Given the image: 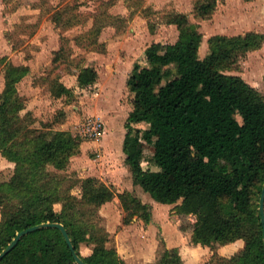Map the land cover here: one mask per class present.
Masks as SVG:
<instances>
[{
	"label": "trees",
	"instance_id": "16d2710c",
	"mask_svg": "<svg viewBox=\"0 0 264 264\" xmlns=\"http://www.w3.org/2000/svg\"><path fill=\"white\" fill-rule=\"evenodd\" d=\"M218 0L198 3L196 13L210 17ZM180 32L175 43H154L146 50L147 64L137 63L127 80L133 110L126 122V164L134 183L153 199L175 204L182 231H192V242L203 246L245 241L230 257L213 255L204 264H264V224L260 204L264 188V96L241 75L226 71L235 57L258 49L264 35L217 34L209 39L210 53L200 57L203 33L186 14L171 20ZM54 52L53 61L61 52ZM27 67L10 66L0 94V153L15 163L12 176L0 181V253L17 234L34 225L60 222L68 230L79 256L87 264H126L110 235L84 220L89 211L115 197L125 213L124 223L138 216L152 221L149 204L132 191L117 193L112 186L88 177L82 198L64 188L60 171L81 150L82 140L71 131L53 132L37 118L23 113L27 104L17 84ZM99 78L93 67L78 74L81 87ZM57 97L72 93L55 85ZM147 124L146 129L134 125ZM149 148L158 170L142 166ZM62 204V210L55 204ZM191 217L194 219L190 221ZM83 243L94 246L83 256ZM0 264H77L58 228H44L24 236ZM157 264H185L177 248L166 247Z\"/></svg>",
	"mask_w": 264,
	"mask_h": 264
},
{
	"label": "rangeland",
	"instance_id": "374dc122",
	"mask_svg": "<svg viewBox=\"0 0 264 264\" xmlns=\"http://www.w3.org/2000/svg\"><path fill=\"white\" fill-rule=\"evenodd\" d=\"M204 1L0 0V94L5 88L10 66L27 67L29 72L17 87L26 104L29 93L37 101L31 105L33 109L26 108L23 113L29 112L36 117L37 126L43 122L52 126L53 132L71 131L81 138L82 143L99 140L103 135L99 138L88 136L87 124L90 119L99 120L105 131L102 118L93 111L99 104L100 77L91 85L81 87L78 74L84 67H93L104 75L111 70L112 64L119 72L121 67L128 71L130 64L145 66L146 50L152 44H169L178 40L180 32L171 21L177 14H186L199 26L203 43L217 34L237 36L257 32L264 35V0H218L213 14L202 19L196 13V6ZM61 48L59 59L54 62V52ZM203 56L204 51L200 48L202 59ZM234 60L226 72L241 75L264 96V41L260 48L242 56L240 54ZM57 82L71 88L72 93L57 97L54 94ZM30 85L34 87L33 90H28ZM109 87L110 106H115L122 84L111 83ZM112 93L114 97H111ZM124 99L128 102L132 99L128 90ZM122 121L119 118L117 125ZM134 126L141 129L148 127L147 124ZM84 152L80 150L77 158L71 159L68 168L60 171L65 180L63 189L74 183L71 192L78 199L82 198L83 181L95 167L92 162L100 158V154L90 148L86 154ZM1 156L0 153V181H7L14 170L9 171L7 161ZM152 157V151L146 148L142 161L144 169H159ZM117 162L125 165L121 158ZM145 194L154 204L157 222L164 223L171 236L172 229L165 220L166 205L153 199L149 193ZM117 206L111 205L103 212L109 218L111 227L119 225L115 236L110 237L108 246L115 247L126 264H157L166 247L177 248L185 264H191L189 253L197 246L192 242L191 230L178 237L177 246L174 244L170 247L158 229L148 232L147 228L143 230L138 226L143 221L138 216L133 218L131 224H125L123 208ZM55 208L61 211L62 204L55 205ZM100 208H94L92 215L89 211L84 220L106 229ZM190 221L194 219L191 217ZM244 247V240L232 245L216 243L207 246L194 264H204L213 255L216 258H230ZM93 248L92 244L83 243L82 255H91Z\"/></svg>",
	"mask_w": 264,
	"mask_h": 264
},
{
	"label": "crops",
	"instance_id": "0c3cea01",
	"mask_svg": "<svg viewBox=\"0 0 264 264\" xmlns=\"http://www.w3.org/2000/svg\"><path fill=\"white\" fill-rule=\"evenodd\" d=\"M201 51H204L203 58H205L210 53L209 40H206V42L204 41V43L202 42ZM133 68H134V65L130 64V66L128 67V71H124V69L122 70V67H121V71L119 72L116 70V68H114V65L112 64L111 70L109 72H107L104 75L99 74L100 89L97 94L99 104L97 105V107L94 108L93 111L94 113H96L98 116L102 118L104 125H105V131H104L103 136L99 140L91 141L89 143H82L81 151L82 153L84 151L88 152V149L90 148L92 149V151H96V153L100 154V158H96L94 160L95 162H92V164H94L95 167L91 170V172H89L90 173V176L88 175L89 177H96V178L101 179L100 181H102L106 185L113 186L114 188H116L117 190L115 189L114 190L117 193H123L125 191H132V192L134 191L137 197H139L144 203L150 205L151 211H152L151 223L146 224L144 221H142L141 224H138V226H140L143 230L147 228L148 232H156V229H158L160 232L163 233L170 247L171 245H174V244L177 246L178 243H176V240L178 239V237L183 235L185 231H182L179 227L180 221L174 211L175 204H164L167 207V211L165 213V220H166L167 226L171 227L172 229V233L170 236L168 235L166 225L164 226V223L157 222L156 216H155L154 204L148 199V197L145 194L146 192L143 190V188L140 185H136L134 183L133 173L130 167L126 164L127 155L124 152V141H125L126 134L128 132V129L126 127V122H127L130 112L134 108V105L132 103V99L131 101L128 102L124 99V97H125V92H127L128 90L127 80ZM111 83H114V85L115 84L118 85L120 83L122 84L121 93L117 97L115 106L113 105L110 106V101H111L110 92L111 91L109 92L110 90L109 86ZM33 89L34 87L32 85H30V87L28 88V90H33ZM27 96L29 97L27 108L31 110L33 109L31 105L34 102H36L37 99H33L30 93ZM111 97H114L113 93L111 94ZM120 111H122L123 114H121ZM119 118H122L123 121L118 126L117 121ZM85 145H87L86 146L87 148H85ZM86 152H84V154H86ZM1 157L7 161L9 168H10L9 171L14 170L15 163L7 160L3 156ZM75 158H77V155L72 157V159H75ZM118 158H121L122 162H124L125 165L119 164V162H117ZM127 172H128V175H127ZM57 204H60V203H57ZM111 205H116V206L121 205L120 199L118 197H115L112 201L104 204L102 208L100 209L102 212V216L105 219L104 221H105L106 230L109 233L110 237H113L117 233L119 225L111 227V225L109 224V218L107 217L105 213H103L105 212V208L110 207ZM117 209L119 210L120 207L117 206ZM0 219H1V214H0ZM123 222H124V219H123ZM238 241L228 244V245L235 244ZM205 247L207 248V246L197 244L196 247L191 249L189 253V256H190L189 260L191 264H194L198 261L199 257H201L200 256L201 253L206 251Z\"/></svg>",
	"mask_w": 264,
	"mask_h": 264
},
{
	"label": "water",
	"instance_id": "95a60500",
	"mask_svg": "<svg viewBox=\"0 0 264 264\" xmlns=\"http://www.w3.org/2000/svg\"><path fill=\"white\" fill-rule=\"evenodd\" d=\"M260 211H261V217H262V222L264 224V188L262 191V197H261V204H260ZM44 228H58L61 230L62 234L65 237V240L68 244V246L70 247V249L73 252V256L77 262V264H87L77 253L75 246L72 242V239L70 237V234L68 232V230L66 229V227L64 226V224L60 223V222H45V223H41V224H37L31 227H28L22 231H20L16 238L2 251V253H0V261L9 253L11 252L16 246L17 244L20 242V240L28 235L29 233H32L34 231H37L39 229H44Z\"/></svg>",
	"mask_w": 264,
	"mask_h": 264
},
{
	"label": "built area",
	"instance_id": "2783aa9c",
	"mask_svg": "<svg viewBox=\"0 0 264 264\" xmlns=\"http://www.w3.org/2000/svg\"><path fill=\"white\" fill-rule=\"evenodd\" d=\"M87 126H88L87 134L90 138H99L103 135L104 126L101 121L90 119Z\"/></svg>",
	"mask_w": 264,
	"mask_h": 264
}]
</instances>
